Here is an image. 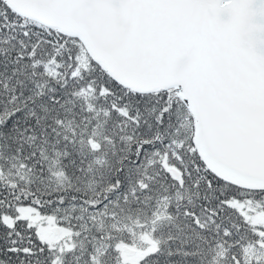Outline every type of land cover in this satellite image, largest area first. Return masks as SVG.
<instances>
[{"label":"snow or ice","instance_id":"6c2138e0","mask_svg":"<svg viewBox=\"0 0 264 264\" xmlns=\"http://www.w3.org/2000/svg\"><path fill=\"white\" fill-rule=\"evenodd\" d=\"M0 264H264V0H0Z\"/></svg>","mask_w":264,"mask_h":264}]
</instances>
